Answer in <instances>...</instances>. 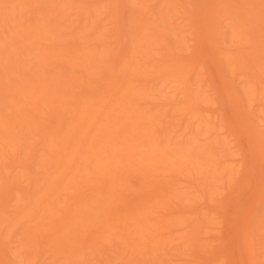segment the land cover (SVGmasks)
<instances>
[{
    "label": "bare ground",
    "instance_id": "obj_1",
    "mask_svg": "<svg viewBox=\"0 0 264 264\" xmlns=\"http://www.w3.org/2000/svg\"><path fill=\"white\" fill-rule=\"evenodd\" d=\"M0 264H264V0H0Z\"/></svg>",
    "mask_w": 264,
    "mask_h": 264
}]
</instances>
